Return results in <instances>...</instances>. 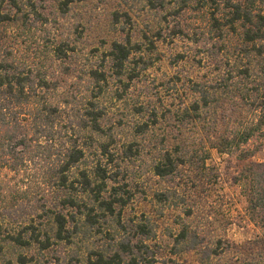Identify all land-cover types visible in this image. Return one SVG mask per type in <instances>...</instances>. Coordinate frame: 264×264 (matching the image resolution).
Masks as SVG:
<instances>
[{
  "label": "trees",
  "instance_id": "trees-1",
  "mask_svg": "<svg viewBox=\"0 0 264 264\" xmlns=\"http://www.w3.org/2000/svg\"><path fill=\"white\" fill-rule=\"evenodd\" d=\"M71 2L59 1L56 8L66 14ZM147 2L153 10L193 17L194 26H178L173 36L190 35L192 43L200 47L197 64L204 68V75L189 78L193 99L179 121L206 132L195 148L172 150L166 140L154 148L158 153L152 174L159 179L174 178L184 167H195L202 174L207 170L209 149L240 161L250 159L255 149L245 146L253 140L259 142L258 148L264 145V0ZM1 3L23 13L21 18L14 14L15 21L20 22L21 36L28 35L41 21L30 0L27 14L22 0ZM13 21L8 12L0 11V26ZM160 35L156 32L155 37L159 39ZM42 41L31 62L25 54L19 57L18 51L2 49L0 44V179L9 177L8 181L0 180V239L20 247L35 245L38 251L49 249L54 242L72 244L81 231L88 234L100 220L119 216L118 207L122 209L128 203L130 198H124L120 187L110 186L119 174L112 149L122 140V125L108 117L101 100L111 79L115 77L121 83L131 63L147 69L151 60L144 55L154 48L152 42L147 43L148 50L142 55L145 43H133L127 36L125 41L113 42L99 68L90 66L78 75L70 66L74 61L68 60L74 53L68 42ZM186 54H178L176 62L185 59ZM106 61L109 71L103 65ZM127 90L128 84L124 85V92ZM114 95L117 100L123 96L118 90ZM226 103L236 109L233 128L216 134L215 113L217 109L226 111ZM157 117L152 109L148 116L151 124L131 127L134 139L143 137ZM132 147V143L127 145L126 158L133 155ZM234 183L241 185L247 199V216L260 233L248 243V255L234 252V244L223 236L207 239L202 235L201 226L188 222L195 216L194 205L185 208L186 220L181 221L173 236L174 255L196 251L199 264H264V164H248ZM108 187L113 193L106 196ZM160 197L165 200L167 195ZM20 202L29 206V213L20 214ZM10 219L29 224L12 230ZM44 220L51 223L49 229L37 226ZM120 228L126 236L110 245L109 250L90 254L85 264L155 262L153 257L141 255L143 251L148 253L146 241L154 237L148 223L135 226L132 234L124 226ZM2 255L0 244V264ZM18 259L25 264L23 257Z\"/></svg>",
  "mask_w": 264,
  "mask_h": 264
},
{
  "label": "rangeland",
  "instance_id": "rangeland-1",
  "mask_svg": "<svg viewBox=\"0 0 264 264\" xmlns=\"http://www.w3.org/2000/svg\"><path fill=\"white\" fill-rule=\"evenodd\" d=\"M28 1L22 0L26 14L30 10ZM59 1L64 0H30L37 7L41 21L32 27L28 35L21 36L20 22L15 21L14 14L21 18L23 13H16L15 9H10L0 0V11L8 12L14 20L0 26L2 49H14L19 57L25 54L27 62H31L37 44H41L42 40L68 42L74 50L68 60L74 61L70 66L79 75L90 66L99 68L113 42L125 41L127 36L133 43H145L142 55L148 50L147 43L154 44L148 55H144L151 60L148 68L144 70L131 63L123 73L121 83L115 77L111 79L109 89L101 100L108 117L113 122L120 121L123 130L121 142L112 149L119 174L117 181L110 186L120 187L124 198L130 199L124 208L116 210V213L120 212L119 216L100 220L88 234L81 231L70 245L54 242L49 249L38 251L35 245L20 247L0 239L3 264H20L19 256L25 259V264H54L56 259L67 264H85L90 254L109 250L110 245H115L126 236L121 225L132 234L135 226L142 223H148L154 237L146 241L148 253L143 251L141 255L148 259L153 257V264H199L196 251L174 255L171 250L173 236L181 221L186 220L183 214L188 205L195 206V216L188 222L201 226L202 235L207 239L223 236L234 244V252L239 250L248 255L245 252L248 243L257 239L260 233L249 221L246 195L241 185L234 183V178L250 163L264 164V145L258 148V141H250L245 147L255 149V153L246 161L209 149L207 170L202 174L195 167L182 168L180 175L174 178L159 179L152 174V165L158 153L154 148L161 146L165 140L172 150L195 148L206 135L204 129H194L179 121L183 109L193 99L189 78L199 79L204 75V68L197 64L201 56L198 52L200 47L192 43L190 35L173 36V31L183 29L185 24L194 26L193 17L189 14L175 17L168 10H153L147 0H72L69 11L62 14L56 8ZM156 32L161 34L159 39L155 37ZM183 52L188 53L186 58L176 62L178 54ZM103 65L109 71L108 61ZM109 73L112 74L111 71ZM126 84L128 90L124 92ZM116 90L118 94H123L120 100L114 95ZM152 109L158 115L157 122L143 137L135 140L131 127L151 124L148 116ZM224 109L226 111L217 109L215 113L218 120L214 129L216 134L233 128L231 121L235 118L236 109L227 103ZM129 143L133 145V155L126 158L124 151ZM7 179L9 177L0 180ZM112 187H108L106 196L113 193ZM160 194L167 195L166 199L160 200ZM18 208L20 214L30 211L24 202H20ZM9 222L12 230H20L29 224L28 221L15 223L12 219ZM37 226L49 229L51 223L44 220Z\"/></svg>",
  "mask_w": 264,
  "mask_h": 264
}]
</instances>
